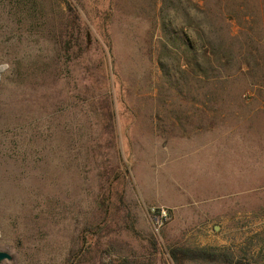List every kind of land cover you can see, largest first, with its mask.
I'll return each mask as SVG.
<instances>
[{
  "label": "rangeland",
  "instance_id": "obj_1",
  "mask_svg": "<svg viewBox=\"0 0 264 264\" xmlns=\"http://www.w3.org/2000/svg\"><path fill=\"white\" fill-rule=\"evenodd\" d=\"M0 66V264H264V0H0Z\"/></svg>",
  "mask_w": 264,
  "mask_h": 264
},
{
  "label": "trees",
  "instance_id": "obj_2",
  "mask_svg": "<svg viewBox=\"0 0 264 264\" xmlns=\"http://www.w3.org/2000/svg\"><path fill=\"white\" fill-rule=\"evenodd\" d=\"M167 32L169 33L170 31L168 30ZM179 253H181L183 257L189 259H213L215 257V255L212 253H208L205 251H195L190 249L179 250Z\"/></svg>",
  "mask_w": 264,
  "mask_h": 264
},
{
  "label": "water",
  "instance_id": "obj_3",
  "mask_svg": "<svg viewBox=\"0 0 264 264\" xmlns=\"http://www.w3.org/2000/svg\"><path fill=\"white\" fill-rule=\"evenodd\" d=\"M3 67L0 66V71L2 70ZM4 259H10L9 254L0 251V261L4 260Z\"/></svg>",
  "mask_w": 264,
  "mask_h": 264
},
{
  "label": "built area",
  "instance_id": "obj_4",
  "mask_svg": "<svg viewBox=\"0 0 264 264\" xmlns=\"http://www.w3.org/2000/svg\"><path fill=\"white\" fill-rule=\"evenodd\" d=\"M162 213H163V215H165V212L164 211H162Z\"/></svg>",
  "mask_w": 264,
  "mask_h": 264
}]
</instances>
